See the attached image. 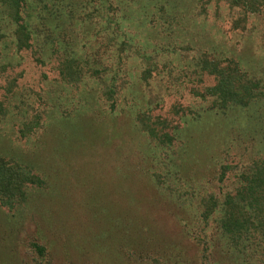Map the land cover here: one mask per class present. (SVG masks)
Masks as SVG:
<instances>
[{
  "label": "rangeland",
  "instance_id": "1",
  "mask_svg": "<svg viewBox=\"0 0 264 264\" xmlns=\"http://www.w3.org/2000/svg\"><path fill=\"white\" fill-rule=\"evenodd\" d=\"M249 8L0 0V168L22 174L0 183V264H264L263 232L232 228L264 226V205L258 222L246 196L230 210L264 166ZM228 80L241 96L223 104Z\"/></svg>",
  "mask_w": 264,
  "mask_h": 264
},
{
  "label": "trees",
  "instance_id": "2",
  "mask_svg": "<svg viewBox=\"0 0 264 264\" xmlns=\"http://www.w3.org/2000/svg\"><path fill=\"white\" fill-rule=\"evenodd\" d=\"M228 1L233 6L242 5L247 9L252 6V9L249 8V10H251L252 13L259 11V8L264 7V0H262V2H260V3L258 1L249 0L251 5L246 3V1H248V0H246V1L245 0H228ZM256 2H258V3H256ZM20 21L18 18L13 19V22L15 23L13 36L16 35L18 42L22 38H24V42H22V44L26 48H29L30 47L29 46V39L32 38V35H34V32L32 30L28 29L32 25V21L29 17H27V20H24V19L21 20L20 19ZM13 41L16 45L15 40H13ZM214 72L219 78H223L224 75H227V74L229 75V78H232V76L234 75L235 72H237V70L235 67L230 68L229 66H226V69L219 71L217 66H215ZM236 82L238 83L239 81L236 80ZM231 83H232V81H230V80L227 81V90H226V92L223 93V96H221V98H220V102L222 101L223 104H228V103H230L229 101L233 102L234 101L233 99H238L241 96V94L238 95L236 92V89L239 86L235 85L236 88L230 89ZM244 89H246V92L243 94L246 96L248 93L247 87ZM215 107H218V106L215 105ZM4 176H5V170L3 168H0V183L7 179V180H9L10 183H12V184L15 183V185H17L21 181V178H22V174L21 173L17 174L16 171H13V173L9 177L8 176L4 177ZM10 183H7V184L9 185ZM247 183H248V187L246 188L247 193L240 190L237 194L239 201H237V203L234 205H230V210L235 209V210H237V213L241 214V212L244 211V207L239 205V203L242 201V196H246L250 199L252 204H254L253 206H255V208L252 207L250 210H254V215H255L254 220H256L258 222V220L260 218H262L261 215L263 213V210L260 209L259 204H261L260 206H262V204L264 205V166L256 167V169L251 174L250 180ZM246 207H247V209H249V206H246ZM234 212H233V214H234ZM237 213L235 212V214H237ZM240 217L241 216L238 215L239 219H240ZM262 220H264V216H263ZM247 224L248 223L246 221H243V220H241V222L236 221L232 228H233V230H235V229L237 230V231L236 230L235 231L239 237L242 235L243 230H245V232H248L250 230V228L255 230V231H262L263 235H264V226L263 225H261L260 227H256V229H255V227H252L253 224L249 225V227L245 226ZM228 226H230V224Z\"/></svg>",
  "mask_w": 264,
  "mask_h": 264
}]
</instances>
